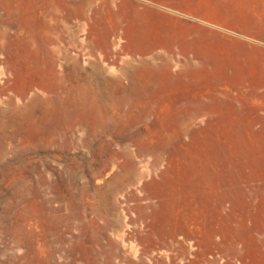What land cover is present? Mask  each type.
<instances>
[{"label": "rangeland", "instance_id": "obj_1", "mask_svg": "<svg viewBox=\"0 0 264 264\" xmlns=\"http://www.w3.org/2000/svg\"><path fill=\"white\" fill-rule=\"evenodd\" d=\"M55 2L0 0V264H264V0Z\"/></svg>", "mask_w": 264, "mask_h": 264}, {"label": "crops", "instance_id": "obj_2", "mask_svg": "<svg viewBox=\"0 0 264 264\" xmlns=\"http://www.w3.org/2000/svg\"><path fill=\"white\" fill-rule=\"evenodd\" d=\"M41 1L44 2V4H41ZM56 0H33V6L32 9L33 11H44L45 15L43 17L41 16H37L36 14L33 15V17L36 19L37 22H41L44 23L45 22V17H55L56 16ZM172 7H175L172 5ZM13 12H19V10H15L14 8L12 9ZM39 12V13H40ZM43 12V13H44ZM42 13V14H43ZM113 30L110 33L105 34V43L107 45V49H109L110 47V39L109 36L112 35ZM8 34H4L0 37V40H2V44H3V40H6ZM125 98H128L127 94L125 95Z\"/></svg>", "mask_w": 264, "mask_h": 264}, {"label": "bare ground", "instance_id": "obj_3", "mask_svg": "<svg viewBox=\"0 0 264 264\" xmlns=\"http://www.w3.org/2000/svg\"><path fill=\"white\" fill-rule=\"evenodd\" d=\"M0 76H2V78H3L4 77V73L3 72H0ZM27 264H35V262H34L33 259H30Z\"/></svg>", "mask_w": 264, "mask_h": 264}]
</instances>
